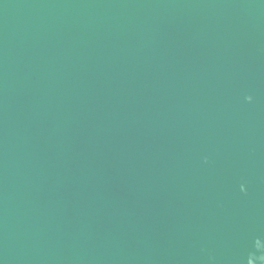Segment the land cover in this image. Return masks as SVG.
Returning <instances> with one entry per match:
<instances>
[{
    "label": "water",
    "instance_id": "water-1",
    "mask_svg": "<svg viewBox=\"0 0 264 264\" xmlns=\"http://www.w3.org/2000/svg\"><path fill=\"white\" fill-rule=\"evenodd\" d=\"M0 264H264V0H0Z\"/></svg>",
    "mask_w": 264,
    "mask_h": 264
}]
</instances>
